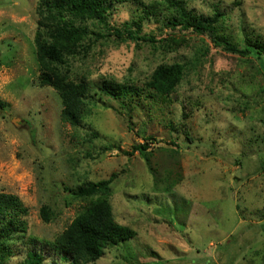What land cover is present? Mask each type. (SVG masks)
I'll return each instance as SVG.
<instances>
[{"label":"rangeland","instance_id":"rangeland-1","mask_svg":"<svg viewBox=\"0 0 264 264\" xmlns=\"http://www.w3.org/2000/svg\"><path fill=\"white\" fill-rule=\"evenodd\" d=\"M38 1L0 0V192L28 207V236L55 240L87 204L71 192L112 177L115 220L136 236L89 264H264V57L167 27L165 8L143 21L139 35L154 41L130 39L141 6L112 5L106 24L77 22L100 35L70 59L71 76L94 90L104 79L145 87L160 64L178 62L184 77L171 99L136 96L129 108L98 98L74 127L40 84ZM186 1L222 14L219 34L238 49L245 35L264 42V0Z\"/></svg>","mask_w":264,"mask_h":264},{"label":"trees","instance_id":"trees-1","mask_svg":"<svg viewBox=\"0 0 264 264\" xmlns=\"http://www.w3.org/2000/svg\"><path fill=\"white\" fill-rule=\"evenodd\" d=\"M126 2L141 6V14L132 22H126L124 31L130 39L154 41L153 36L141 37L139 33L145 19L151 15L162 16L165 8L170 12L165 17L167 27L207 33L217 46L228 51L264 57L263 41L245 35L243 49H238L227 36L219 34L217 24L222 14L211 17L198 15L189 8L186 0H163L150 5L143 0H39L38 29L34 39L42 69L40 84L49 85L57 91L62 104L61 119L74 127L83 125L92 107H96L98 98L105 96L130 108L136 96L150 97L157 102L159 99H171L183 80L186 65L178 62L160 64L145 87L104 79L94 90L85 78L71 76L70 59L89 49V45L84 44L85 40L98 34L88 25L77 22L92 20L106 24L108 9ZM114 31L117 36L123 37L120 29ZM4 106L5 103L0 100V107ZM134 149L144 150L145 146L137 145ZM112 179L89 181L73 192L69 190L86 200L87 204L53 241L28 236V207L19 196L0 192V264H11L15 258L18 264H89L100 259L106 249L134 238L135 229L115 220L109 200ZM41 212L45 221H50L49 207L44 206Z\"/></svg>","mask_w":264,"mask_h":264}]
</instances>
